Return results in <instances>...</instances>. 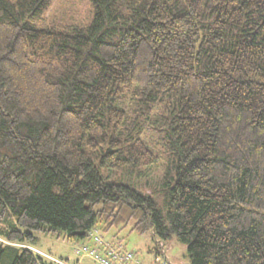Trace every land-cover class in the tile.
<instances>
[{
    "label": "trees",
    "instance_id": "1",
    "mask_svg": "<svg viewBox=\"0 0 264 264\" xmlns=\"http://www.w3.org/2000/svg\"><path fill=\"white\" fill-rule=\"evenodd\" d=\"M53 1L0 0V264L129 222L190 264H264V0H88L60 26ZM147 131L161 205L101 172L145 176Z\"/></svg>",
    "mask_w": 264,
    "mask_h": 264
},
{
    "label": "rangeland",
    "instance_id": "2",
    "mask_svg": "<svg viewBox=\"0 0 264 264\" xmlns=\"http://www.w3.org/2000/svg\"><path fill=\"white\" fill-rule=\"evenodd\" d=\"M93 8L88 0H54L46 13L44 24L49 25H83L92 16ZM146 145L158 153L162 152L154 145V137L147 131L142 137ZM164 158L159 155L157 163L151 167H143L145 176H126L121 171H107L101 168L102 174L109 175L112 180L131 184L141 191L154 194L153 197L161 205L162 200L157 189L159 175L163 169ZM134 174V173H132ZM156 195V196H155ZM100 234L115 245H121L127 250L134 251L139 264H183L188 260L186 246L175 236L167 239L166 244L161 247L152 240L149 231L138 232L132 228V222L125 225L111 227L107 232ZM38 252L49 254L50 258H63L69 264H95L87 257H80L74 253V244L66 240L63 233L43 235L37 234V239L32 243ZM54 258V259H55Z\"/></svg>",
    "mask_w": 264,
    "mask_h": 264
},
{
    "label": "built area",
    "instance_id": "3",
    "mask_svg": "<svg viewBox=\"0 0 264 264\" xmlns=\"http://www.w3.org/2000/svg\"><path fill=\"white\" fill-rule=\"evenodd\" d=\"M73 244L75 245L74 253L77 256L87 257L95 264H139L140 262L134 251L127 250L121 245H115L113 242L105 239L100 234V228L98 226L88 232V238L86 240ZM50 259L59 264H68L54 258Z\"/></svg>",
    "mask_w": 264,
    "mask_h": 264
},
{
    "label": "water",
    "instance_id": "4",
    "mask_svg": "<svg viewBox=\"0 0 264 264\" xmlns=\"http://www.w3.org/2000/svg\"><path fill=\"white\" fill-rule=\"evenodd\" d=\"M163 245V243H161ZM183 264H190L189 262L183 263Z\"/></svg>",
    "mask_w": 264,
    "mask_h": 264
},
{
    "label": "crops",
    "instance_id": "5",
    "mask_svg": "<svg viewBox=\"0 0 264 264\" xmlns=\"http://www.w3.org/2000/svg\"><path fill=\"white\" fill-rule=\"evenodd\" d=\"M66 263H68V262H66ZM69 264V263H68Z\"/></svg>",
    "mask_w": 264,
    "mask_h": 264
}]
</instances>
